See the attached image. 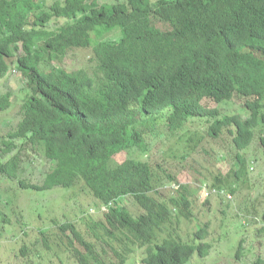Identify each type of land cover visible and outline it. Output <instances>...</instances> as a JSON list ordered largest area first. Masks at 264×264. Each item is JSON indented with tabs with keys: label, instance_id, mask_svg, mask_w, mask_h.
Listing matches in <instances>:
<instances>
[{
	"label": "trees",
	"instance_id": "trees-1",
	"mask_svg": "<svg viewBox=\"0 0 264 264\" xmlns=\"http://www.w3.org/2000/svg\"><path fill=\"white\" fill-rule=\"evenodd\" d=\"M106 32L111 39L102 38ZM92 47L94 66H64L69 51ZM13 67L27 92L16 127L0 135V185L18 179L46 191L81 184L112 203L86 230L68 221L59 227L64 236L44 238L38 254L47 264H187L197 250L209 252L208 242L177 233L192 218L188 185L166 195L161 188L174 178L146 160L114 156L147 154L162 127L175 132L200 117L212 120L211 136L226 130L236 148V167L216 176L213 188L246 178L242 151L255 142L264 150V0H0V77ZM234 97L247 117L223 110ZM12 103V95H0V110ZM194 139H187L191 149ZM25 149L50 162L43 183L20 179ZM4 195L0 210L11 209ZM250 202L264 222L257 195ZM195 233L206 238L209 223Z\"/></svg>",
	"mask_w": 264,
	"mask_h": 264
},
{
	"label": "rangeland",
	"instance_id": "rangeland-1",
	"mask_svg": "<svg viewBox=\"0 0 264 264\" xmlns=\"http://www.w3.org/2000/svg\"><path fill=\"white\" fill-rule=\"evenodd\" d=\"M101 1L112 3L114 0ZM95 37V40L101 38ZM63 64L70 70L89 68L96 64L95 52L92 48L71 50ZM25 92H27L25 80L15 70L0 78V94H11L13 102L10 109L0 111L1 136L7 135L21 119V97ZM241 102L234 98L223 103L222 108L231 114L244 113L245 109ZM212 123V120L206 118H193L183 129L174 133L167 127H162L158 137L151 141L149 154L135 151L131 152V155L137 159L149 160L163 178L172 177L182 184H188L193 220L183 219L178 225V234L186 236L195 227L197 231L206 221L209 222L210 234L206 241L212 245L210 254L207 257H200L196 253L189 264H245L234 263L232 260L236 258L241 242H244L243 255L245 252L251 255L253 262L261 253L264 254V234H260L254 225H250L255 221V215L249 212L251 208L243 202L246 201L249 205L250 198L257 195V202L260 203L259 213L263 214L262 153L257 142L247 151L250 158H258L254 169L250 170L246 178L247 185L241 183L233 194H230L231 191L226 187V192L223 194L213 192L207 195L203 190L202 181L211 184L216 176H225L229 170L236 167V149L232 137L226 130L218 132L219 135L216 137L211 136L209 131ZM184 132L187 135H184ZM161 134L167 136L160 137ZM190 136H194L193 141H199L194 149L187 146V139ZM24 151L25 157L20 177L36 183L43 182L50 168V162L41 150L25 149ZM116 159L121 161L123 157L116 156ZM227 181L231 184L234 178H229ZM241 181H236V184ZM5 184L0 185V191L1 193L5 191L4 197L12 202L11 209H6L3 205L0 210V219L7 210L9 212V221L4 222V226L0 227L2 231L0 264H32V260H41V264H47L44 251L43 257H40L38 249L44 238L54 241L64 236L59 229L62 222L77 220L78 226L86 230L87 225H92L94 220L102 217L100 201L89 189L81 186L69 190H56L66 189L57 187L52 189L53 191L31 192L22 190L18 179ZM161 190L166 195L170 193L168 187ZM8 199L5 198V202H8ZM130 203V209L134 210L135 204L129 200ZM199 242L200 240L196 239V243ZM23 245L28 248L24 255L20 251ZM136 255L138 258L141 256L140 252Z\"/></svg>",
	"mask_w": 264,
	"mask_h": 264
},
{
	"label": "clouds",
	"instance_id": "clouds-1",
	"mask_svg": "<svg viewBox=\"0 0 264 264\" xmlns=\"http://www.w3.org/2000/svg\"><path fill=\"white\" fill-rule=\"evenodd\" d=\"M116 1H126V0H114L113 2H116ZM99 2L100 3H102V1L101 0H99ZM112 2V3H113ZM63 23H64V21H63ZM104 35H106V37H103ZM103 36H102V38H104V40H107V39H111L112 38V36L110 35V33L109 32H106L105 34H104ZM102 38H100V39H102ZM99 39V40H100ZM92 49H93V47H92ZM94 51V50H93ZM14 70V67L9 71V73L8 74H10L12 71ZM16 71V70H15ZM17 72V71H16ZM8 74H6L5 76H7ZM5 76H3V77H5ZM1 78V77H0ZM8 94V93H7ZM0 95H2V94H0ZM11 95V94H10ZM234 98H237V97H234ZM233 98V99H234ZM232 99V100H233ZM239 101H240V98H237ZM227 102H229V101H227ZM226 103V102H225ZM12 106V105H11ZM11 108V107H10ZM9 108V109H10ZM244 108V107H243ZM245 109V108H244ZM8 110V109H7ZM0 111H2V110H0ZM6 111V110H5ZM229 113V112H228ZM236 113H241V112H236ZM230 115H233V114H231V113H229ZM244 117H247L249 114L246 112V110H245V112L244 113H241ZM195 118H200V117H195ZM158 127H156V129H154V133H157V131H158ZM149 130V129H148ZM177 130V129H176ZM178 131V130H177ZM176 132V131H175ZM174 133V132H173ZM172 135V134H171ZM155 137H158V136H156V134L152 137V139H151V141L155 138ZM150 145H151V143H150ZM258 147H259V149L261 150V153H262V157H263V161H264V150L262 149V147L260 146V145H258ZM236 149V148H235ZM134 149H130L129 150V152L127 153V152H121V153H119V154H117V155H115L114 156V161H118V159H116V156H121L122 154H124L126 157L127 156H131V152H134L133 151ZM249 149H246L245 151H242V153H245L246 154V156L248 157V161H249V166H248V168H247V176H248V174H249V172H250V170H253L254 169V167H255V164H256V160H258V158L257 157H253V158H250V156H249V153L247 152ZM149 151H150V149H149ZM141 153V152H140ZM143 154V153H142ZM147 154H149V152L147 153ZM146 154V155H147ZM47 159V158H46ZM137 159V158H136ZM140 160H143V159H140ZM146 161H148L152 166H153V164L149 161V160H146ZM236 165H237V162H236ZM154 167V166H153ZM247 176H246V178H247ZM246 178H243V180L240 182V183H237L236 184V181L237 180H235L234 179V182L233 183H231V184H228L227 185V188L231 191L230 192V194H233V193H236V191H237V189H238V187H239V185H241V183H243L244 185H247L248 184V182L246 181ZM20 179H27V178H20ZM28 180V179H27ZM29 181H31V180H29ZM31 182H34V181H31ZM34 183H36V182H34ZM41 183H43V182H41ZM202 183L204 184L202 187H203V190L206 192V194L207 195H209V194H212L213 192L216 194V192H217V194H223V193H225L226 192V190L225 189H227V188H225L222 192H219L218 190L216 191V189H214L213 188V183H211V184H208V183H205L204 181H202ZM234 184H236V185H234ZM181 185H182V183H180V182H178V180L177 179H175L174 178V181H170V180H168L167 181V183H166V185H163V188H166V187H168V189L170 190V193L168 194V195H176V193H177V191L180 189V187H181ZM183 185H188V184H183ZM250 185V184H249ZM19 186L22 188V190H26V191H31V192H35V191H38V190H34V189H32V188H25V187H23V186H21L20 185V183H19ZM78 186H81L82 187V185L81 184H78V185H76V186H73V187H78ZM73 187H69V188H66V189H56V190H69V189H72ZM56 188V187H55ZM163 188H161V189H163ZM10 189V188H9ZM42 191V190H41ZM46 191H53L52 189H50V190H46ZM42 192H45V191H42ZM91 192V191H90ZM99 201H100V205H101V208H102V210H101V214H102V217L101 218H99V219H96V220H94V222L95 221H100L101 219H105V216H104V214H105V212H107L108 211V208L111 206V204L112 203H109V204H106V203H104L103 201H101L93 192H91ZM228 196H229V194H228ZM231 199V198H230ZM129 200H131V201H133V199L131 198V197H125V201L127 202V204L129 205ZM8 202H9V204L12 202V200H9L8 199ZM243 204H245V205H247L248 206V202L246 203V201H244L243 202ZM260 208V207H259ZM249 212H251V211H249ZM7 214H9V212H7ZM41 215V214H40ZM4 216H5V214H3V217L2 218H4ZM1 220V219H0ZM190 221L191 220H193V215H192V218L191 219H189ZM9 221V215H7V218H6V221H3L2 223L0 222V227L2 228L3 226H4V222H8ZM71 222V223H75V222H77V220H66L65 222H62L61 224H63V223H66V222ZM206 222H208V221H206ZM205 222V223H206ZM204 223V224H205ZM209 223V222H208ZM60 224V225H61ZM92 224H93V222H92ZM204 224L201 226V227H203L204 226ZM60 225H59V227H60ZM250 225H254L255 227H256V229L258 230V232L260 233V231H259V229L260 228H262L263 226H264V222H262L260 219H258V218H256L255 217V221H253V222H251L250 223ZM96 229H97V227H96ZM196 229H197V227H195L194 228V230H192L190 233H188L186 236H183V238L186 240V241H189V242H191V243H196V239H199L200 240V242L199 243H196V244H200V243H202V242H204V243H206V242H208V241H206V239L208 238V236L209 235H207V237L206 238H204V239H200L199 237H197L196 236V233L194 234V232L196 231ZM41 231H43V230H41ZM42 233H45V232H42ZM67 233H69L70 234V231H67ZM68 234V235H69ZM209 234H210V227H209ZM260 234H264V232L263 233H260ZM2 236V231H1V229H0V237ZM209 243V242H208ZM210 244V243H209ZM211 245V244H210ZM23 246H26V245H23ZM23 246H21V248L23 247ZM21 248H20V251H21ZM100 249H101V247H99ZM211 248H212V245H211ZM211 248L209 249V252L206 254V255H204V251H199V250H197L194 254H193V256L191 257V259L187 262V264H189L190 262H191V260L193 259V257H194V255L197 253L200 257H207L209 254H210V251H211ZM243 250H244V242H241V244H240V246H239V249H238V254H237V256H236V258L235 259H232L233 260V262L234 263H245V264H250L251 262H252V257H251V255H249V254H247L246 252H245V254L243 255ZM260 258H263L264 259V254L263 253H261V255H259V256H257L254 260H253V262H252V264H256V262H257V259H260ZM139 264H141V263H139Z\"/></svg>",
	"mask_w": 264,
	"mask_h": 264
}]
</instances>
